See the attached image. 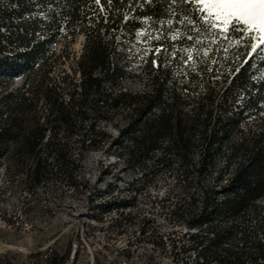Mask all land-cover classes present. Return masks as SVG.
Segmentation results:
<instances>
[{
	"label": "trees",
	"instance_id": "1",
	"mask_svg": "<svg viewBox=\"0 0 264 264\" xmlns=\"http://www.w3.org/2000/svg\"><path fill=\"white\" fill-rule=\"evenodd\" d=\"M202 27L194 7L171 0H0V77L23 79L0 91L8 179L29 193L79 189L85 155L110 142L128 166L176 178L175 213L197 231L179 248L182 264H264V53L249 59L245 38ZM143 31L151 52L135 90L119 51ZM79 36L82 54L57 71V45ZM72 246L25 264H68Z\"/></svg>",
	"mask_w": 264,
	"mask_h": 264
},
{
	"label": "rangeland",
	"instance_id": "2",
	"mask_svg": "<svg viewBox=\"0 0 264 264\" xmlns=\"http://www.w3.org/2000/svg\"><path fill=\"white\" fill-rule=\"evenodd\" d=\"M146 36V31L141 32L127 51H119L129 61L125 86L135 90L145 87L144 80L134 75L151 52L147 47L151 39ZM80 37L68 49L64 43L57 45V71H70L76 63L84 46ZM22 82V78L0 77V91ZM107 131L117 137L112 128ZM119 153L110 142L90 150L79 189L48 184L35 193L19 181H10L0 160V257L25 264L32 253L46 256L55 244L66 247L73 242L68 264H182L179 248L188 245L189 235L197 231L180 222L175 213L183 205L176 178L150 167L146 172L137 170ZM77 235L82 245L75 241Z\"/></svg>",
	"mask_w": 264,
	"mask_h": 264
},
{
	"label": "snow or ice",
	"instance_id": "3",
	"mask_svg": "<svg viewBox=\"0 0 264 264\" xmlns=\"http://www.w3.org/2000/svg\"><path fill=\"white\" fill-rule=\"evenodd\" d=\"M173 4L182 3L189 9L195 8L203 27L197 31H206L212 37L222 36L231 40L237 34L248 41L249 59L264 53V0H171ZM97 5L101 0H94ZM108 5L113 0H106ZM101 11L104 8L101 7ZM186 18H187V14ZM192 37H189L191 39ZM208 54L207 51L204 52ZM192 57L189 56L188 59ZM248 61H245L247 63Z\"/></svg>",
	"mask_w": 264,
	"mask_h": 264
},
{
	"label": "bare ground",
	"instance_id": "4",
	"mask_svg": "<svg viewBox=\"0 0 264 264\" xmlns=\"http://www.w3.org/2000/svg\"><path fill=\"white\" fill-rule=\"evenodd\" d=\"M80 38H81L82 40L84 39V37H83V36H81Z\"/></svg>",
	"mask_w": 264,
	"mask_h": 264
}]
</instances>
